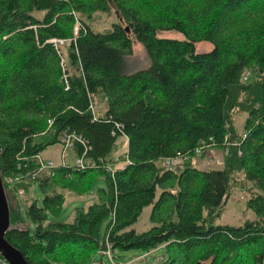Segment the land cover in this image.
<instances>
[{"label": "trees", "instance_id": "16d2710c", "mask_svg": "<svg viewBox=\"0 0 264 264\" xmlns=\"http://www.w3.org/2000/svg\"><path fill=\"white\" fill-rule=\"evenodd\" d=\"M109 2L124 25L95 30L93 13ZM158 30L184 38L158 37ZM131 33L149 63L128 72ZM197 41L212 48L198 53ZM236 109L246 113L240 134L232 125ZM71 131L88 142L86 158L95 165H59L52 176L28 181L38 182L42 198L26 201V219L8 200L6 239L27 262L90 264L107 241L111 252L163 246L158 264H264V0H0L6 191L18 163L34 166L31 156ZM119 132L128 138L129 162L111 175ZM228 134L238 143L221 169L163 165V157L192 154L209 138L223 149ZM239 171L257 189L247 201L255 218L215 224ZM99 179L96 202L76 207L70 222L48 220L61 212L66 191L85 195ZM147 205L152 226L136 231Z\"/></svg>", "mask_w": 264, "mask_h": 264}, {"label": "rangeland", "instance_id": "374dc122", "mask_svg": "<svg viewBox=\"0 0 264 264\" xmlns=\"http://www.w3.org/2000/svg\"><path fill=\"white\" fill-rule=\"evenodd\" d=\"M106 10H97L93 13L92 27L95 30L102 31L112 27V24H122L124 21L117 7L109 2ZM79 26H75V34H77ZM156 35L158 37L170 38V39H183L182 33L176 30H158ZM133 39V52L127 59V71L132 72L134 70L144 68L148 65L149 60L144 49L143 43L135 38L134 34H130ZM212 48V44L206 41L195 42V51L198 53L207 52ZM252 77H249V80ZM246 118V113L242 110H234L232 114V125L236 134L242 132V126ZM228 138L230 134L227 135ZM119 136L116 140L115 147L113 149L112 158L113 165L121 167L125 164L124 155L126 154V146L124 139H121L122 143L119 144ZM120 141V142H121ZM231 140L230 142H232ZM234 143H238L233 141ZM211 155H195L189 157L182 165L176 167L178 170L184 167H196L201 170L221 169L223 166V152L222 148L214 147ZM62 146L58 144L50 145L43 150L40 155L43 159H52L55 162L60 160ZM215 152V153H214ZM69 153V152H68ZM103 179L98 180L97 184L84 196L66 195L65 201L62 205V210L57 216H49V221L70 222L73 219V212L77 206L87 207L91 203L97 201L96 189L103 186ZM14 187H10V192H7V198L14 206L18 203L21 210V215L26 219L25 203L29 200H36L38 204L41 203L42 193L39 188L38 182H23L17 183ZM257 191L252 183L246 181L243 172H235L231 176L229 196L226 203L222 206L219 216L215 220V224L220 225H241L247 220L255 218V214L251 208L247 206V201L252 194ZM14 193V196L11 194ZM152 206L147 205L143 208L137 221L134 223L133 228L136 231L147 230L152 223L149 218V214ZM165 255V248L163 246L149 252L144 253L136 249H130L126 251H114L112 252L114 264H158ZM102 263L100 264H113L107 255H102Z\"/></svg>", "mask_w": 264, "mask_h": 264}, {"label": "built area", "instance_id": "2783aa9c", "mask_svg": "<svg viewBox=\"0 0 264 264\" xmlns=\"http://www.w3.org/2000/svg\"><path fill=\"white\" fill-rule=\"evenodd\" d=\"M61 42V41H60ZM64 81L67 83L66 75H63ZM247 77H244L246 79ZM91 110L93 111L94 107L90 105ZM51 120H49V124H51ZM121 133V136H125L124 133ZM115 134V132H113ZM228 136H225V147L222 149L223 155L228 154L229 146L237 145V143L230 142L227 140ZM59 144L62 146L61 150V157L59 164H56L52 159H43L40 154H35L31 156V158L35 161L34 166L30 165L29 163L24 164V166L21 163H18L17 170L20 171V173L15 174L14 176H8L6 181L8 183V188L14 187L17 183H23L33 180H39L44 178L46 175L52 176L54 174V169L61 165V166H70L74 169H84L88 166L95 165L94 161L92 159H87L86 155L89 150L88 142L79 134H76L74 131L71 132H63L59 137ZM79 146L81 148L80 153H77L75 151L76 146ZM216 147V143L212 138H209L208 141L202 142L199 146H196L192 154L190 153H180L176 152L172 156H166L162 158L163 165L168 168H176L180 165H182L189 157L195 156V155H210L212 149ZM75 151V156L72 161V163L69 165L67 161L70 159L71 151ZM69 152V153H68ZM125 158L128 161L127 154L125 155ZM109 171H111V175H113V167L108 164ZM24 170V171H23ZM69 176V174H68ZM30 179V180H28ZM99 253L103 255H107L110 259V261L113 263V257L112 252L110 250V246L108 242L105 243V248L98 251ZM1 264H9L1 255H0ZM114 264V263H113Z\"/></svg>", "mask_w": 264, "mask_h": 264}, {"label": "water", "instance_id": "95a60500", "mask_svg": "<svg viewBox=\"0 0 264 264\" xmlns=\"http://www.w3.org/2000/svg\"><path fill=\"white\" fill-rule=\"evenodd\" d=\"M10 227V206L7 198V192L2 180V171L0 168V255L9 264H30L24 258L20 250L13 246L6 239V233Z\"/></svg>", "mask_w": 264, "mask_h": 264}, {"label": "crops", "instance_id": "0c3cea01", "mask_svg": "<svg viewBox=\"0 0 264 264\" xmlns=\"http://www.w3.org/2000/svg\"><path fill=\"white\" fill-rule=\"evenodd\" d=\"M121 139H124V144H125V146H126V154H127V149H128V138L126 137V135L125 136H121L120 137V140H119V144H121L122 143V141H121ZM121 141V142H120ZM116 144V143H115ZM115 147V146H114ZM213 151L215 150V149H212ZM75 151H76V149H75ZM75 151L73 150V151H71V156H70V159L67 161V163L70 165L71 163H72V161H73V159L72 158H74V156H75ZM215 153V152H214ZM125 154V155H126ZM125 155H124V158H125ZM211 155V154H210ZM209 155V156H210ZM111 156H113V155H111ZM222 157H223V155H222ZM60 159V158H59ZM54 161V160H53ZM55 162V161H54ZM59 162H60V160H58V161H56L55 163L56 164H59ZM115 161H113V158H112V162H110V165L113 167V169H116V168H118V167H116L115 165H113V163H114ZM126 162H127V160H126V158H125V164H126ZM115 164V163H114ZM124 164V165H125ZM123 165V166H124ZM100 180V179H99ZM102 180V179H101ZM98 182V181H97ZM97 184V183H96ZM101 187H104V184H103V186H101ZM99 188V187H98ZM92 190V189H91ZM90 192V191H89ZM75 195L74 193H72V192H69V191H66L65 192V197H66V195ZM87 194V193H86ZM85 194V195H86ZM95 194H96V197H97V200H98V196H97V191L95 192ZM76 196H78V195H76ZM82 196H84V195H82ZM96 202V201H95ZM78 207V206H77ZM102 255L103 254H101V253H99V252H97L95 255H94V257H93V259H92V261L90 262V264H100V263H102V259H101V257H102Z\"/></svg>", "mask_w": 264, "mask_h": 264}]
</instances>
